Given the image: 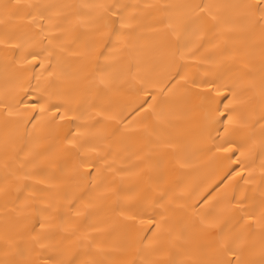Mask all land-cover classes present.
Returning <instances> with one entry per match:
<instances>
[{"label": "bare ground", "instance_id": "1", "mask_svg": "<svg viewBox=\"0 0 264 264\" xmlns=\"http://www.w3.org/2000/svg\"><path fill=\"white\" fill-rule=\"evenodd\" d=\"M111 2L21 0L22 7L17 9L15 0H0V38L26 25L28 20L24 17L29 12L38 23H47L39 19L44 13L67 30L63 46L71 49L61 52V42L53 41L52 63L60 61L57 71L49 76L36 67L35 73L40 74L37 80L32 71L13 64L12 52L0 46V264H43L39 256L74 257L83 264H133L145 257L161 264L168 259L197 264L201 259L215 258L219 230L193 226L196 218L191 205L200 204L202 214L213 206L223 207L237 186L256 201L264 196L258 153L249 157V162L255 161L251 164L254 171L251 177L244 173V178L251 180L245 184L236 177L239 167L215 151L221 140L199 135L203 97L176 76L179 71L189 81L195 78L201 83L215 81L217 85L233 87L237 115L247 116L250 122L264 113V33L253 23L246 7L251 0H206L214 5L219 28L204 34L199 42L203 47L194 59L185 53L188 58L184 60L173 55L175 38L166 24L177 15H190L191 10L182 6L200 0H120L136 19L126 30V39L117 42L113 37L105 46L94 43L99 32L104 31L95 6ZM13 12L18 15L10 18ZM97 58L101 66L110 65L115 77L108 88H100L92 79ZM142 84L157 93L160 120L141 114L140 130L136 132H128L115 122L98 126L109 135L106 139L98 135L95 142L111 152L109 162L114 171L105 172L104 184L95 187L72 177L74 150L65 140V135L77 125L93 122L87 114L74 122L50 124L51 112L39 116L30 108L24 110L25 105L33 103L48 102L50 106L70 102L73 109L84 103L82 110L87 113L91 111L90 103L107 106L109 102L125 104L135 99ZM225 94L231 99V93ZM251 132L238 128L233 138L243 142ZM255 134L259 136L258 128ZM157 137L160 146H155ZM167 142L175 147H164ZM25 175L31 179H25ZM26 186L38 190L42 201L38 207L48 203L53 206L42 214L47 217L44 249L36 246L33 250L32 230L35 226L36 232L41 231L37 224L40 217L25 206V198H30ZM160 188L169 193V223L181 239L163 255L138 254V229L127 217L146 200L156 198ZM253 232L254 258L259 259L264 237L258 228Z\"/></svg>", "mask_w": 264, "mask_h": 264}, {"label": "snow or ice", "instance_id": "2", "mask_svg": "<svg viewBox=\"0 0 264 264\" xmlns=\"http://www.w3.org/2000/svg\"><path fill=\"white\" fill-rule=\"evenodd\" d=\"M15 7L17 9L22 7L21 0H15ZM95 7L99 10L97 20L103 22L104 31L99 32V38L94 43L107 46L112 42L113 37L117 42L126 39V30L131 28L136 19L135 16L128 14L129 6L122 4L120 0H113L111 3H101ZM146 7H151V5ZM182 7L189 8L190 15H177L175 18H170L166 28L169 30V34L175 38L176 48L173 55L184 60L188 58L185 53H188L194 59L203 47V44L199 42L204 34L214 28L218 29L220 22L218 16L213 12L214 5L206 0ZM246 7L254 18L253 23L258 25L261 32L264 33V0H251ZM16 15L18 12L11 13L10 18ZM24 18L28 20V23L13 32L6 33L3 38H0V46L12 52L13 64H19L32 71L37 80L40 78V74L35 73L36 67L43 69L49 76L54 75L60 61L58 60L57 64L52 63L53 41L61 42V52H70L71 49L63 46L67 30L61 26L60 22L54 21L51 16L46 17L44 13H40L39 19L46 20L47 23H38L37 17L32 16L31 12L27 13ZM109 69L110 65L101 66L97 58V67L92 79L100 88H108L115 82V77L111 75ZM176 76H179L186 85L190 84L192 89L198 90L197 96L203 97V102L200 105L202 116L198 129L199 135L209 140H221V143L215 145V151L224 154L231 164L239 167L236 177L244 180L245 184L251 183V180L245 179L244 173L247 172L251 177L254 171L251 164H254L255 161L249 162V157L258 153L261 179L264 180V113L252 118L250 122L247 116L237 115V108L233 106L237 102L233 87L227 84L217 85L215 81L201 83L195 78L189 81L185 76L180 75L179 71ZM180 80L172 83L167 90L171 91V88L175 87ZM262 88H264V84H262ZM163 91L162 89L161 94ZM138 93L135 99L125 104L109 102L107 106H101L90 103L88 109L91 111H87V113L82 110L84 103L81 104V108L73 109L70 102L51 104L50 106H48V102L45 104L33 103L25 105L24 110L28 111L30 108L31 112H38L39 116L51 112L50 124L74 122L84 119L87 114V118L93 122L77 125L75 130H70L65 135V140L67 145L74 150L75 163L72 168V177L95 187L104 184L105 172L114 171L109 162L111 152L106 151L99 143L95 142L98 135L104 139L109 135L107 131L98 129V126H104L107 122H115L128 132H136L140 130L138 124L141 121L138 118L141 114L145 116L151 114L157 121L160 120L162 112L158 113L156 110L157 93L150 91L143 84ZM225 93H231V99ZM221 97L223 100H220ZM98 99L102 100L103 97L98 96ZM224 101H228V103H224ZM18 103L22 104L23 101H18ZM220 104H223V107ZM92 112L95 113L94 116ZM8 114L11 115V112ZM33 119H37V117H33ZM218 125L219 127H217ZM33 127L35 128L36 124H33ZM238 128L252 130L243 142H238L233 138ZM257 128L259 136L255 134ZM92 129H96L97 132L91 131ZM155 146H160L158 137ZM163 146L169 149L175 147L172 142L164 143ZM24 178L31 179L28 175H25ZM0 191L3 190L0 189ZM28 191L30 198H25V206L31 208L32 212L40 217L37 224L41 231L36 232L35 226L32 230L35 233L31 238L33 250H36V246H39V249H44L46 245L43 240L47 236L43 234V230L46 227L47 217H43L42 214L50 212L53 206L48 203L44 207H38L37 205L42 202L37 196L38 190L28 188ZM158 192L159 195L156 198L146 200L136 213L127 217L138 229V236L135 240L138 254L163 255L169 252L175 241L181 239V235L175 233L169 223L168 204L171 203L169 193L163 188L158 189ZM206 200L207 198H205ZM190 211L196 218L192 221L193 226L198 224L201 230H219L215 258L201 259L197 264H264V245L261 246L259 252L260 258L255 259V245L251 240L255 234L253 229L256 228L260 229L261 236L264 237V196L256 201L247 195L244 188L237 186L223 207L213 206L202 214L200 204L193 203ZM76 215H79L78 211ZM145 232L150 235H144ZM38 258L43 260V264H83L74 257L55 259L39 256ZM3 264H12V262L5 261ZM133 264H161V261L145 257L139 261H133ZM166 264H181V262L168 259Z\"/></svg>", "mask_w": 264, "mask_h": 264}]
</instances>
